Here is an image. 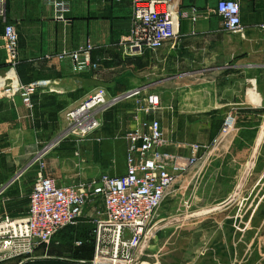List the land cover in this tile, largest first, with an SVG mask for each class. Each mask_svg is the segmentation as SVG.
<instances>
[{
  "label": "crops",
  "instance_id": "1",
  "mask_svg": "<svg viewBox=\"0 0 264 264\" xmlns=\"http://www.w3.org/2000/svg\"><path fill=\"white\" fill-rule=\"evenodd\" d=\"M51 1L7 0L6 18L0 17V219L28 213L40 167L23 169L48 145L43 174L60 183L116 174L112 165L117 163L124 173L125 135L140 123L137 98H125L105 112L102 130L88 141L61 138L70 127L67 112L98 87L113 96L137 88L160 96L155 118L164 132L161 151L171 158L169 167L195 157V145H210L196 164L175 171L178 179L164 199L170 202L164 216L183 214V227L192 230L229 208L264 213V0H238L239 32L225 29L217 13L220 0H178L179 34L156 52L130 47L132 0H71L67 22L54 19ZM5 24H13L19 34L17 67L7 65ZM88 44L93 50L85 72L50 57ZM18 83L48 86L32 96L29 108L21 95L9 98L1 92ZM231 110L238 125L221 136ZM240 146L248 151L243 161L237 153L232 156ZM251 225L249 220L246 229ZM192 239L189 233L185 240Z\"/></svg>",
  "mask_w": 264,
  "mask_h": 264
},
{
  "label": "built area",
  "instance_id": "2",
  "mask_svg": "<svg viewBox=\"0 0 264 264\" xmlns=\"http://www.w3.org/2000/svg\"><path fill=\"white\" fill-rule=\"evenodd\" d=\"M6 2L0 0V17L3 19L6 18ZM70 2L51 1L56 21L67 22ZM196 13L197 9L193 8V21L197 20ZM217 13L228 32L242 30L238 0H220ZM181 18L178 0H132L130 47L138 52L161 50L178 36ZM2 39L7 65L17 67L20 63L19 34L13 24H5ZM92 50L93 46L88 44L76 51H63L50 57L60 62L69 61L75 72L82 73L91 66ZM47 86L18 83L1 92L9 98L21 95L32 108V96ZM128 97L137 98L136 112L140 123L125 135L128 143L126 174L118 177L102 175L74 184L60 183L43 174L50 145L45 147L34 158L33 164L39 165L40 172L30 195L28 213L20 218L7 215L0 219V263L36 259L38 251L43 249L46 253L61 231L85 220L94 226L92 264H140L148 224L178 179L175 171L185 172L188 166L196 164L210 145H195V157L185 164L169 167L171 158L161 151L165 143L164 132L155 118L161 109V99L145 88L118 96L111 95L103 87L93 89L67 112L70 127L62 134V139L88 141L103 127V114ZM237 125L235 111L227 112L220 135H227ZM217 142L218 139L214 140L212 145Z\"/></svg>",
  "mask_w": 264,
  "mask_h": 264
},
{
  "label": "rangeland",
  "instance_id": "3",
  "mask_svg": "<svg viewBox=\"0 0 264 264\" xmlns=\"http://www.w3.org/2000/svg\"><path fill=\"white\" fill-rule=\"evenodd\" d=\"M247 152L246 147L240 146L232 156L237 153L235 157L243 161L247 159ZM112 168L116 174L102 175L118 177L126 174L127 166L124 173L119 163L113 164ZM80 181L77 178L65 183L74 184ZM169 204L170 202L164 200L148 224L140 264H264V213L248 215L236 213L235 209L229 208L222 213L209 215L196 229L188 230L180 220L183 219V214H162L164 206ZM186 205L191 206L190 203ZM249 220H252V228L246 229ZM214 221L220 224L214 225ZM222 222L224 226L221 227ZM93 230V224L85 220L79 221L59 233L46 253L43 249L38 251L36 259L58 258L77 262L87 260L86 262L91 263L92 247H79L92 240ZM189 233L193 239L186 242ZM217 238L220 241L215 244Z\"/></svg>",
  "mask_w": 264,
  "mask_h": 264
},
{
  "label": "trees",
  "instance_id": "4",
  "mask_svg": "<svg viewBox=\"0 0 264 264\" xmlns=\"http://www.w3.org/2000/svg\"><path fill=\"white\" fill-rule=\"evenodd\" d=\"M67 228H69V227H67ZM63 231H61V232H63ZM88 242L89 243H86L83 247H79V248L83 249V248H86L88 246L92 247V258H93V255H94V240H93V238L91 241H88ZM18 260H22V259H18ZM86 261L77 262V261H68V260L58 259V258H54V259L53 258L52 259L46 258V259H34V260H30V261H25L23 264H91V263H88Z\"/></svg>",
  "mask_w": 264,
  "mask_h": 264
},
{
  "label": "water",
  "instance_id": "5",
  "mask_svg": "<svg viewBox=\"0 0 264 264\" xmlns=\"http://www.w3.org/2000/svg\"><path fill=\"white\" fill-rule=\"evenodd\" d=\"M34 162V159L23 169V171H25L26 169H28ZM21 171V173L23 172Z\"/></svg>",
  "mask_w": 264,
  "mask_h": 264
}]
</instances>
